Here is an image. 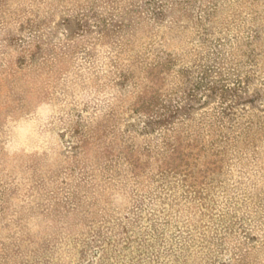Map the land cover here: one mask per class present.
<instances>
[{"label":"rangeland","instance_id":"374dc122","mask_svg":"<svg viewBox=\"0 0 264 264\" xmlns=\"http://www.w3.org/2000/svg\"><path fill=\"white\" fill-rule=\"evenodd\" d=\"M0 264H264V0H0Z\"/></svg>","mask_w":264,"mask_h":264}]
</instances>
